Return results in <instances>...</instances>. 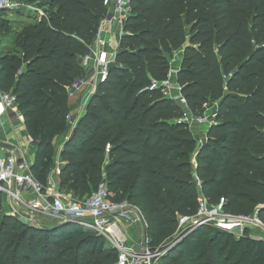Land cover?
<instances>
[{"label": "trees", "instance_id": "obj_1", "mask_svg": "<svg viewBox=\"0 0 264 264\" xmlns=\"http://www.w3.org/2000/svg\"><path fill=\"white\" fill-rule=\"evenodd\" d=\"M21 1L39 10L0 53V84L39 142L31 171L44 192L56 139L70 129L68 88L85 75L81 58L107 8L104 0ZM178 50L186 104L161 84ZM211 101L216 118L201 145L184 118ZM61 159V188L83 198L106 173L111 198L140 209L149 246L164 251L159 264H264V238L249 229L237 237L179 226L180 216H196L202 195L233 214L259 209L264 222V0H131L115 60ZM4 196L0 264H117L118 249L97 232L46 216L26 222L6 212Z\"/></svg>", "mask_w": 264, "mask_h": 264}, {"label": "built area", "instance_id": "obj_2", "mask_svg": "<svg viewBox=\"0 0 264 264\" xmlns=\"http://www.w3.org/2000/svg\"><path fill=\"white\" fill-rule=\"evenodd\" d=\"M19 3L15 0H0V14L5 10L16 8ZM104 5L107 8V14L101 22L94 44L89 46L88 51L81 58L84 72L90 73L91 78L86 79L85 74L77 78L68 88L70 98H74L86 88L85 103L87 102V104L100 82L106 79L109 67L117 54L116 50H109L111 43L103 34L109 25H115L122 37L124 24L131 12V0H104ZM159 84L154 83L153 87ZM161 84L165 86V93L169 97H173L171 91H168L170 88L169 79ZM178 100L186 104V99L182 94ZM0 105L4 112L21 114L16 96L12 91L4 90L1 84ZM82 114H69L68 119L72 131ZM215 118L216 114L209 117L204 113L194 117L200 123L209 121L214 123ZM184 121L190 124L187 115H185ZM110 148L111 145L108 144L107 152L110 151ZM2 150L3 148L0 147V192L11 197L15 216L26 222H34L39 216L60 221L68 217L73 218L74 222L79 223L85 229L97 232L105 237L109 245L118 249L117 264H159L160 256L164 251L151 250L149 247L146 250L136 249L134 247L135 240L128 231V225L123 221L124 219L129 222V225L135 222L141 223L142 212L127 200H113L104 181L101 182L99 189L90 195L83 198L67 197L61 193L60 182L55 179V176L60 174L63 162H56L43 192V185L32 173L29 163L20 159L13 152L4 154ZM24 190L34 191L38 197L28 199L24 195ZM201 225H211L237 237L244 235L247 229H260L264 233V222L257 211L251 214H233L227 212L221 203H209L203 195L196 216H180L179 218V226L182 231ZM255 238H264V236L256 235Z\"/></svg>", "mask_w": 264, "mask_h": 264}, {"label": "crops", "instance_id": "obj_3", "mask_svg": "<svg viewBox=\"0 0 264 264\" xmlns=\"http://www.w3.org/2000/svg\"><path fill=\"white\" fill-rule=\"evenodd\" d=\"M103 36L109 40L111 43L109 50H116V52L119 49V44H120V39L121 36L119 34V29L115 25H109L107 27V31L103 34ZM182 57H183V50H179L175 52L174 57L171 61V73L169 76V86L172 89L171 93L172 96L175 98H180L181 97V88L177 82V71L181 66L182 62ZM86 74V73H85ZM91 74L88 73L86 74V79H90ZM86 89V88H85ZM81 92L76 98L70 99V114H82L84 113V109L87 106L86 98H85V90ZM19 108V107H18ZM218 109V102L217 101H211L208 103L205 108H204V114L211 117L214 114L217 113ZM16 112H4L2 110V107L0 105V142L8 143L11 145L15 146L14 150L8 149V148H3L2 152L4 154L13 152L15 153L20 159L26 160L30 166L33 165L36 159V154H37V146L34 143L33 138L29 135L25 124H24V119L23 115L19 114L16 115ZM186 115L189 118L190 124L188 123L189 127L195 134V136L199 139V144L204 142L206 140V135L208 132V129L210 128V121L209 122H204L200 123L197 122L194 117L195 115L192 114L189 110H186ZM72 133V128L69 129L68 133H65L56 139V155H55V163L61 162V149L62 146L67 139V137ZM64 137V139H62ZM195 154H192V158L194 159ZM60 174L55 176V179L59 181ZM103 181L107 184V176L106 173L103 175ZM7 195V194H5ZM24 195H28V199H34L38 197V194L34 191L31 190H24ZM4 208L7 213L9 214H14L12 202H11V197L7 195V199L4 202ZM15 215V214H14ZM143 227V226H142ZM132 234L133 239L134 234ZM135 243L139 245L136 240Z\"/></svg>", "mask_w": 264, "mask_h": 264}, {"label": "rangeland", "instance_id": "obj_4", "mask_svg": "<svg viewBox=\"0 0 264 264\" xmlns=\"http://www.w3.org/2000/svg\"><path fill=\"white\" fill-rule=\"evenodd\" d=\"M15 1L18 3L20 2L19 6H17L14 9L5 10L0 14V21L2 20V22H1L2 24L0 23V26H1L0 27V53H2L5 48L13 47L14 35L18 31L21 30L22 25L24 23L31 21L30 15L35 14V12H38V10H39L35 4H30L27 2H23L21 0H15ZM171 62H173V61H171ZM171 74H173V72ZM171 88H169L168 91H172ZM78 95L79 94H77L75 96V98ZM70 99H72V98H70ZM70 128H71V126H70ZM62 139H64V137H62ZM60 191L63 195H65L67 197L80 198V196H77L74 192L70 191L67 187H65V188L60 187ZM25 196L28 197V195H25ZM6 199H7V195L4 196V200H6ZM123 221L126 223V225H128V231L130 233L134 234V238H135L136 242L139 244V245L135 244L134 247L136 249L140 250L141 245H142L143 233H144L142 224L140 222H135V223H132L129 225V222H126L124 219H123ZM189 229L190 228H187L185 230V232L188 231ZM249 235L251 237L254 236V238H255L256 235L264 236V233L260 229H256V230H249ZM149 241H150V239H149ZM167 245H169V244H167ZM148 247L151 250H153L151 246H148ZM155 250H157V249H155Z\"/></svg>", "mask_w": 264, "mask_h": 264}, {"label": "water", "instance_id": "obj_5", "mask_svg": "<svg viewBox=\"0 0 264 264\" xmlns=\"http://www.w3.org/2000/svg\"><path fill=\"white\" fill-rule=\"evenodd\" d=\"M181 90H182V88H181ZM211 124H210V126H211ZM70 135L67 137V139L70 137ZM34 143H35L36 146H38V144H39L38 141H34ZM202 144H203V142L201 143V145ZM0 146L1 147H4V148L11 149V150H14L15 149V146L14 145H11V144H8V143H4V142H0ZM14 204L17 206L16 203H14ZM257 213H259V209H257ZM49 219H50L51 222H53L55 224H66V223H69V222H74V219L73 218H69V217L67 219L61 220V221L60 220L53 219V218H49ZM141 223H142L143 230H144L141 249L142 250H146L148 248V246H149V228H148L147 222H146L145 218L143 217V215H142V218H141Z\"/></svg>", "mask_w": 264, "mask_h": 264}]
</instances>
